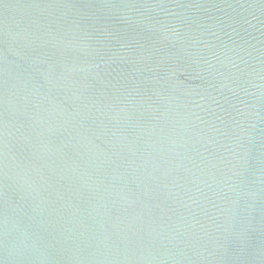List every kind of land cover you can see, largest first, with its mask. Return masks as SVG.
Returning <instances> with one entry per match:
<instances>
[{"label":"water","instance_id":"water-1","mask_svg":"<svg viewBox=\"0 0 264 264\" xmlns=\"http://www.w3.org/2000/svg\"><path fill=\"white\" fill-rule=\"evenodd\" d=\"M0 264H264V0H0Z\"/></svg>","mask_w":264,"mask_h":264}]
</instances>
